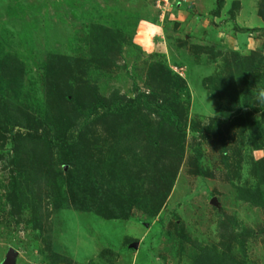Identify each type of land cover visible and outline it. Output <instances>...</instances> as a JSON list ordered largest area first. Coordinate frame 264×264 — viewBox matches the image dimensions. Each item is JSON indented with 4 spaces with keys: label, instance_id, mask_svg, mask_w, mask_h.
<instances>
[{
    "label": "rangeland",
    "instance_id": "obj_1",
    "mask_svg": "<svg viewBox=\"0 0 264 264\" xmlns=\"http://www.w3.org/2000/svg\"><path fill=\"white\" fill-rule=\"evenodd\" d=\"M47 1L54 4L0 0V63L3 57L25 62L7 73L0 70V114L12 101L27 103L25 120L31 124L45 115L72 117L70 94L59 101L53 95L55 102L45 110L42 91L50 90L39 80L62 93L72 85L71 94L78 93L87 110L92 102L149 91L159 66L183 82L175 91L186 128L181 149L163 143L170 137L154 131L158 118H141L139 126L124 123L126 132L109 139L110 128L95 121L80 139L96 143L77 141L67 151L76 157L78 171H107L98 201L109 199L103 207L111 215L125 208L129 220L64 209L65 193L33 176L37 166L7 168L1 160L0 264L10 255L11 264H240L243 258L264 264V211L244 195L260 181L264 163V103L255 92L249 96L242 76L251 54L261 52L255 61L262 64L264 0H80L77 14L78 0ZM65 1L74 7H65ZM259 73L264 78L263 66ZM6 117L11 115L3 121ZM258 121L262 127L256 129ZM13 144L9 139L4 152ZM58 154L52 147L37 158H54L48 166L58 169ZM167 168L176 177L162 201L153 182ZM243 228L254 233L240 240L230 235Z\"/></svg>",
    "mask_w": 264,
    "mask_h": 264
},
{
    "label": "trees",
    "instance_id": "obj_2",
    "mask_svg": "<svg viewBox=\"0 0 264 264\" xmlns=\"http://www.w3.org/2000/svg\"><path fill=\"white\" fill-rule=\"evenodd\" d=\"M78 1L79 2L75 5L76 8L74 9L76 14L81 11V5L83 4L82 1ZM51 2L48 3H50V5H52V3L54 4V2ZM70 3L73 2L65 1V7L68 5H72V7H74V4ZM250 31L254 30H248V32ZM260 53L261 52H256L255 54H251L246 58V60L245 57L242 58L243 55L238 53L241 56L240 58L245 60L243 61V63L246 71H244L242 76L247 81V83L245 82L247 86L246 88L249 96L252 97H254L253 92L258 95V92L261 89H264V78L261 77V73H259L262 66L264 69V56H261L262 64H257V62L255 61V56ZM10 59L11 57L8 60ZM8 60H6V57H3L2 63H0V70L4 68V71H6V73L7 69L15 68L14 64H20L22 67L23 63H25L24 61L14 62ZM157 68L158 69H155V72L152 71V81L154 83L156 81L157 84L155 83V85H152L153 82H151L148 88L149 91L138 92L135 96L129 98L124 95H118L111 101H106L104 99V101L100 100L94 103L92 102L87 110H84L81 106L78 93H75L74 95L71 94V91H73L72 85H67V92L62 93L61 91H59L60 88H54L51 83V86L49 88L48 80H39L38 85L44 86L45 88L50 90V93L42 91L45 94L44 97L46 98V102L48 103V106L44 107L45 110L49 108V105L53 104L52 102H55L52 97L53 95L55 96L54 99L59 101L63 100L64 98L66 99L67 94H70L71 104L74 106L72 110L75 112V114L72 117L67 114L65 116H61L60 118H48L45 115L42 118L44 119L43 122L35 121L31 124V122H27L25 120V118H27L29 115L27 111H25L28 109V105L25 101L26 99H23L26 104H21V106L15 105L12 101H8L5 105L6 110L4 109L3 113L0 114V150H2L1 152H3H0V161L2 160L4 164L5 161H7V168L11 166H19V169L30 170V168L37 166V172L33 176L43 177L46 183H50L51 186L56 188L58 192H62L63 194L65 193L64 195L66 196V204L64 209H74L73 211L75 212L88 213L92 216L96 215L106 221L129 220V217L127 215L122 214V211L125 208H119V210H116L114 216L111 215L113 212H110V209L103 207L104 204H107L109 202V199H106L100 203L98 201V199L104 198L103 196L101 197V188H99L98 186H101L102 182H104L105 180V177L108 176L107 171H101L99 169L95 170V172L93 173L92 167H89L88 170L85 167V169L83 168L82 172H80L75 165V162L77 161L76 157H70L67 151L69 149H72L77 144V141L79 144L84 143L82 146H88L89 144L96 143V140L98 139H86V142H83L80 139L82 137L80 135L82 130H88L87 125L89 123L94 125L95 121H100L105 127L110 128L108 136L109 139L116 133L126 132L125 125L130 126L134 123H137L139 126V124L142 123L141 118H158L159 120L154 123L156 126V129H154V131L158 133L160 131L164 135H168L170 137L165 138L163 140V143H167L169 146L170 142H172V146L173 144H176L182 149L180 138L181 133H185L186 128V126H183L182 124L185 109L182 105L179 106V104H177L178 102L176 99L178 95L175 89L178 91V89L182 87L183 82L178 77H176V75H169L167 70H160L159 66ZM49 72L50 69H48V73ZM79 79L75 77L73 82L79 81ZM18 91L19 88L17 89L16 86H14L12 95L16 97ZM14 97H11V100H13ZM4 112L6 113L4 114ZM7 114L11 115V118L6 117L7 119L3 121V116ZM117 119L121 120L122 122L114 125ZM217 124H219V122H217ZM254 126L256 129L257 127L261 128L262 122L258 121ZM18 131H23L22 133L25 134L23 135V140L20 138L19 134L15 135V132ZM76 133H79V137L77 139H74V135ZM177 138H179V140ZM9 139L12 140L16 147L13 144L11 149L4 152L5 146ZM17 147L18 149L16 150V152L11 155V152ZM31 147L35 149L36 155L31 150ZM52 147H56L59 149L57 161L60 162L61 167L58 169L48 166V162H53L54 158L48 161H44L42 158H37V156H39V153L47 154ZM164 149L165 146L163 144V150ZM178 157L179 161L183 160L182 154L178 155ZM168 170L169 169L167 168L165 171V175H160L159 179L153 182L154 189L159 190L162 194V197H160L162 201H164V198L167 197L169 192L167 186L168 181H171L176 177V173L170 174L168 173ZM260 170L262 171L260 181L255 183V185H257L252 189L251 192L248 191V193H244V195L245 198L248 199V202L260 206L264 211V163L261 164ZM37 173L38 175H36ZM80 177H83L81 183V180L77 182V178ZM81 184L87 186V190L83 189L82 186H80ZM8 185L10 188L13 187L10 182ZM73 186H75L76 189H74ZM156 205L157 210L158 204ZM253 233L254 231L252 229L243 228L241 231L232 232L230 235H232L233 238H238V240H240L243 239V237L249 236ZM109 252V254L111 255V251ZM104 258L105 254L102 260ZM232 260L236 262V260H234L233 258ZM239 263L247 264L244 258L241 261L239 260ZM85 264L107 263L103 261L98 262L90 260L88 263L85 262Z\"/></svg>",
    "mask_w": 264,
    "mask_h": 264
},
{
    "label": "clouds",
    "instance_id": "obj_3",
    "mask_svg": "<svg viewBox=\"0 0 264 264\" xmlns=\"http://www.w3.org/2000/svg\"><path fill=\"white\" fill-rule=\"evenodd\" d=\"M257 101L260 102V103H264V89H261L258 92Z\"/></svg>",
    "mask_w": 264,
    "mask_h": 264
},
{
    "label": "water",
    "instance_id": "obj_4",
    "mask_svg": "<svg viewBox=\"0 0 264 264\" xmlns=\"http://www.w3.org/2000/svg\"><path fill=\"white\" fill-rule=\"evenodd\" d=\"M44 1H47V0H44ZM12 261H13V258H12V256L10 255V256H9V259H8V262H7L6 264H11Z\"/></svg>",
    "mask_w": 264,
    "mask_h": 264
},
{
    "label": "crops",
    "instance_id": "obj_5",
    "mask_svg": "<svg viewBox=\"0 0 264 264\" xmlns=\"http://www.w3.org/2000/svg\"><path fill=\"white\" fill-rule=\"evenodd\" d=\"M264 25V24H263Z\"/></svg>",
    "mask_w": 264,
    "mask_h": 264
}]
</instances>
